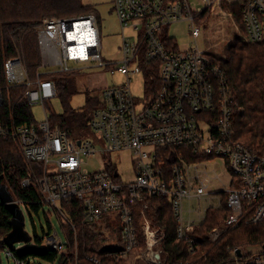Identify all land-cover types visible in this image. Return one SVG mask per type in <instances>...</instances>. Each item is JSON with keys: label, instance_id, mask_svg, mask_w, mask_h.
I'll list each match as a JSON object with an SVG mask.
<instances>
[{"label": "built area", "instance_id": "built-area-1", "mask_svg": "<svg viewBox=\"0 0 264 264\" xmlns=\"http://www.w3.org/2000/svg\"><path fill=\"white\" fill-rule=\"evenodd\" d=\"M202 1L204 7L195 8L190 0H112L122 29V56L116 69L127 81L94 91L98 105L89 121L94 137L69 136L50 121L45 108V118L39 123L7 127L0 121V135L15 138L24 160L37 165V169L29 168L21 185L34 186L41 209L45 205L46 215L56 216L63 235L61 241L49 222L50 229H43L38 242L31 237L30 243L44 245L68 260L70 249L76 254L78 246L74 218L82 226L110 219L112 240L103 245L114 248V264L128 257L143 264H167L168 252L161 246L165 230L148 217L145 196L169 200L176 222L174 241L185 243L192 253L201 248V239L216 242L245 216V221L252 224L264 221V155L232 137L235 105L225 73L196 43L201 31L196 17L204 9L220 7L223 2L239 6L248 41H264V0ZM180 22L188 23L193 38L187 48H180L169 35L170 27ZM127 27L135 35L126 36L123 31ZM36 28L40 68H58L45 72L113 64L102 58L99 26L92 13L48 17ZM153 69L158 73V82L146 81L144 76V72ZM3 71L8 86H25L24 96L30 104L43 105L45 99L56 96L54 82L39 77L44 72L39 70L34 80L29 79L18 55L4 60ZM134 74L143 75L141 98L134 96L130 87ZM146 88L153 91L146 94ZM3 99L0 88V106ZM105 151L118 156L128 153L133 169L131 180L122 181L120 169L113 162L96 170L83 166L85 157ZM215 157L222 159L229 178L226 185L213 191L205 182L214 170L208 159ZM223 206L228 210L227 216L218 220L205 236L193 234L208 209ZM3 237L0 236V264L2 252L15 264H24L25 260L16 255V248L7 246ZM248 247L254 246L231 248L229 259L223 264H264L263 246L254 252L247 251ZM88 259L102 264L96 255Z\"/></svg>", "mask_w": 264, "mask_h": 264}, {"label": "trees", "instance_id": "trees-1", "mask_svg": "<svg viewBox=\"0 0 264 264\" xmlns=\"http://www.w3.org/2000/svg\"><path fill=\"white\" fill-rule=\"evenodd\" d=\"M233 10V16L242 33L244 28L238 5L222 3ZM206 8L196 17V22L206 16ZM94 14L91 6L82 4L81 0H0V88L3 93V104L0 106V121L7 127L23 123H35L31 112V104L24 96L25 86H8L3 62L9 57L20 56L29 77L36 78L41 67V54L37 43V25L45 18L57 16H76ZM214 62L221 65L227 83V89L235 105L232 115V137L254 151L264 155V41H239L229 44L225 55L210 54ZM149 81L158 82L156 70L144 72ZM41 79H50L56 87L63 106L61 114H50V121L66 131L69 136L80 135L87 128L92 111L98 105L97 97L88 93L86 103L81 109L72 108L69 104L71 90L68 80L62 72L48 71L39 75ZM153 90L145 89L149 94ZM79 138V137H78ZM37 165L24 160L18 141L12 136L0 135V178L6 183L13 197L18 199L26 211L37 213L41 209L38 193L34 186H22L21 180L27 175L29 168ZM148 202L146 213L151 222L165 230L162 248L168 252L167 264H223L229 259V251L233 247L264 245V221L257 224L242 222L234 229L225 230L219 239L210 243L206 238L200 240L197 252L187 250L185 243L176 242V222L172 207L167 198L145 196ZM228 210L208 209L206 218L193 234L205 236V233L227 216ZM8 210L0 204V236H5L10 225ZM47 220V229H50ZM78 228V246L76 254L71 248L69 263L63 254L48 251L39 255L47 261L56 260V264H94L88 256L96 255L102 264H114V250L111 246L102 245L105 239L95 232L94 226H82L74 218ZM93 228V229H91ZM43 230V229H42ZM40 236L34 234L32 240L39 241ZM18 259L25 260L28 253L18 254ZM119 264V263H117Z\"/></svg>", "mask_w": 264, "mask_h": 264}, {"label": "rangeland", "instance_id": "rangeland-1", "mask_svg": "<svg viewBox=\"0 0 264 264\" xmlns=\"http://www.w3.org/2000/svg\"><path fill=\"white\" fill-rule=\"evenodd\" d=\"M82 4L91 6L95 11V16L98 22L100 31V43H101V54L103 60L113 62L108 67L100 65H87L82 68L71 67L68 71L62 73L68 80V85L71 90V97L69 104L72 108L81 109L86 103L87 94L94 92L96 89L107 85L123 84L127 81V77L120 73L116 67L121 60V41H122V29L119 25L116 13L113 8L112 0H81ZM194 2L195 8L204 7L202 0H190ZM231 12V15L228 14ZM201 31L196 39V43L199 49L205 50L206 53H214L218 55H225L227 48L230 43L239 41H248L242 33L238 23L235 21L233 16V10L228 6L214 7L212 6L206 16L202 17V20L198 21ZM126 36L135 35V31L129 27L124 29ZM169 35L174 37L180 48H187L191 45L193 38L189 33V25L187 22H180L174 24L169 29ZM115 71L112 73L111 69ZM57 65L49 67H42L39 70L45 72L46 70H57ZM30 80L35 78L29 77ZM130 87L132 93L137 98L144 96V80L142 74H134L131 76ZM45 111L48 114L56 113L61 114L63 112L62 102L59 96H53L45 99L43 105L41 103H32L31 112L35 119V122H41L45 118ZM73 138L94 137V133L90 129L84 130L80 135H74ZM119 155V154H118ZM110 151L100 153L99 156L85 157L83 166L88 170H96L104 168L106 162H113L120 169V177L122 181H128L133 178L132 163L128 158V153L124 152L120 156ZM208 163L214 169L213 173L205 183L213 191H216L226 185L229 173L224 166L222 159L220 158H209ZM11 192V191H10ZM220 197V193H214ZM16 201L17 199L14 198ZM194 202V201H193ZM195 203V202H194ZM196 205V204H194ZM202 206V203L200 204ZM21 208L24 213V229L27 233L33 237L34 234L41 236L43 230H46L47 220L52 222L55 229L60 234V239L63 241V235L59 228V223L55 215L48 213L46 215V206L44 205L40 211L35 213L34 211H26L24 205L21 204ZM48 216V217H47ZM95 232L101 234L103 238L102 245L112 240L113 234L109 232L110 219H106L100 224L93 225ZM115 241V240H114ZM21 242L13 243V248H17ZM260 247H248L247 251L254 252ZM143 264L140 261H133L130 257L126 260L119 262V264ZM1 264H15V261L10 258L7 259L4 252L1 253ZM24 264H50L47 260L43 259L37 254H27Z\"/></svg>", "mask_w": 264, "mask_h": 264}, {"label": "water", "instance_id": "water-1", "mask_svg": "<svg viewBox=\"0 0 264 264\" xmlns=\"http://www.w3.org/2000/svg\"><path fill=\"white\" fill-rule=\"evenodd\" d=\"M79 143V141H78ZM0 204L8 210L10 218L8 223L10 225L9 232L3 237L4 243L12 247L15 242H24L21 246L16 248L18 254H37L42 255L48 252L50 249H47L44 245L32 244L29 241L31 236L24 229V213L20 204L14 200L12 193L10 192L6 183L1 181L0 178ZM264 248V245H263ZM237 254H240V251L237 250Z\"/></svg>", "mask_w": 264, "mask_h": 264}, {"label": "bare ground", "instance_id": "bare-ground-1", "mask_svg": "<svg viewBox=\"0 0 264 264\" xmlns=\"http://www.w3.org/2000/svg\"><path fill=\"white\" fill-rule=\"evenodd\" d=\"M239 250V249H238Z\"/></svg>", "mask_w": 264, "mask_h": 264}]
</instances>
